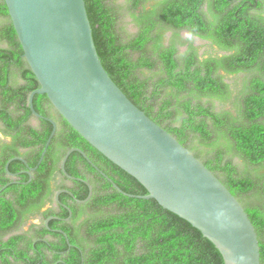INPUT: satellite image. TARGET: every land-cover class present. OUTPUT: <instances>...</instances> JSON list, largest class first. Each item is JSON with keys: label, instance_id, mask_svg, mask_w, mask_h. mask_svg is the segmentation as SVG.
<instances>
[{"label": "trees", "instance_id": "obj_1", "mask_svg": "<svg viewBox=\"0 0 264 264\" xmlns=\"http://www.w3.org/2000/svg\"><path fill=\"white\" fill-rule=\"evenodd\" d=\"M152 1L85 0L98 55L127 97L241 203L257 232L264 264V0ZM127 18L136 26L134 33L125 28ZM184 32L228 54L202 59L191 46L181 53ZM167 33L172 35L168 41ZM221 72L249 74L234 112H218L213 105L233 95ZM40 87L0 0V129L10 138L0 146V264H225L220 250L191 223L155 199L119 192L100 171L124 192L148 195L138 180L91 146L46 95L37 94L34 107L54 120L57 130L30 178L25 171L38 165L53 131L30 108V96ZM73 148L91 161L73 152L66 163L69 175L92 186L85 203L76 199L88 198V185L62 171ZM17 157L26 163L13 160L8 168L18 175L11 176L6 166ZM57 175L70 183L57 192L67 189L75 196L60 195L71 217L66 207L41 212L54 194ZM37 214L43 224L18 233ZM51 216L61 220L46 225ZM54 229H62L71 246Z\"/></svg>", "mask_w": 264, "mask_h": 264}, {"label": "water", "instance_id": "obj_2", "mask_svg": "<svg viewBox=\"0 0 264 264\" xmlns=\"http://www.w3.org/2000/svg\"><path fill=\"white\" fill-rule=\"evenodd\" d=\"M5 2L24 56L41 85L30 96L31 111L53 125L38 165L27 171L30 178L57 130L56 122L34 107V97L46 95L91 146L138 180L148 195L128 194L100 171L119 192L132 198L155 199L164 209L191 223L220 250L225 264H261L257 232L237 198L174 136L139 109L107 73L95 46L85 0ZM73 152L91 161L82 150L73 148L62 162L65 176L88 185V198L76 199L85 203L92 195L91 184L66 170ZM13 160H25H9L6 169L16 176L8 168ZM61 193L75 198L65 190L57 193V201ZM66 208L71 217V210ZM62 233L71 246L67 234Z\"/></svg>", "mask_w": 264, "mask_h": 264}, {"label": "rangeland", "instance_id": "obj_3", "mask_svg": "<svg viewBox=\"0 0 264 264\" xmlns=\"http://www.w3.org/2000/svg\"><path fill=\"white\" fill-rule=\"evenodd\" d=\"M158 0H153L151 4L157 2ZM205 10L207 11V6L205 7ZM125 28L130 33H134L136 31L135 24L131 21L130 18H127L125 20ZM171 33H167L166 35V41H168L171 38ZM182 45L180 47V52L183 53L188 49V47H194L197 49L200 57L202 59L208 58V57H221L223 55L228 54V52H225L221 50L218 46L213 44L211 41L204 40L195 36H192L188 33H182L181 35ZM221 74L224 76L225 81L230 85L231 91L233 93L231 99L226 102H221L218 100L213 101V105L215 110L218 112L223 111H235V105L237 103V98L239 97L240 93L242 92V89L244 87V84L246 83L247 78H249V74L241 73L237 75H228L223 72ZM33 124H36V121H33ZM6 143H10V138L6 137L1 129H0V146ZM236 162L239 164L240 161L236 160ZM69 185L70 183L63 180V178L60 175H57L53 181V187H54V194L53 196L47 201V203L44 206V210L42 208V213L46 212V210H53L57 211L58 207L55 202V195L57 193L58 187L61 185ZM43 224V219L41 215L37 214L35 216H32L30 219H28L22 227L18 230V233H23L29 231L30 227L32 225L41 226Z\"/></svg>", "mask_w": 264, "mask_h": 264}, {"label": "flooded vegetation", "instance_id": "obj_4", "mask_svg": "<svg viewBox=\"0 0 264 264\" xmlns=\"http://www.w3.org/2000/svg\"><path fill=\"white\" fill-rule=\"evenodd\" d=\"M22 158V157H21ZM25 163H26V161H25ZM26 173H27V171H25ZM16 174V176L18 175V173H15ZM14 182H16V181H14ZM65 190H67V189H60L59 190V192L60 191H65ZM69 191V190H68ZM58 193V192H57ZM72 193V192H71ZM61 194H63V193H61ZM57 195V194H56ZM57 201V200H56ZM58 203H56L57 204V207H58V209L59 208H61V207H68L66 204H64V203H62V201L61 200H59V201H57ZM43 210H44V208H43ZM46 211H48V210H46ZM52 218V219H51ZM56 218H58V220H61V218H59V217H57V216H51V217H49L47 220H46V222L49 220V219H51L50 221H52L53 219H56ZM69 219V218H68ZM68 219H64V220H68ZM45 222V223H46ZM46 225H47V223H46ZM48 228H49V226H48ZM53 232H60V233H62L63 232V230L62 229H54V230H52Z\"/></svg>", "mask_w": 264, "mask_h": 264}]
</instances>
